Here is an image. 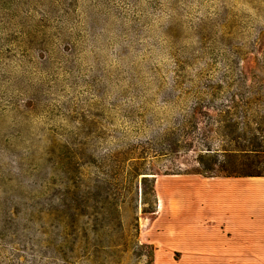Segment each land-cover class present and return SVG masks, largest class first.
Returning a JSON list of instances; mask_svg holds the SVG:
<instances>
[{
  "label": "rangeland",
  "instance_id": "374dc122",
  "mask_svg": "<svg viewBox=\"0 0 264 264\" xmlns=\"http://www.w3.org/2000/svg\"><path fill=\"white\" fill-rule=\"evenodd\" d=\"M230 189L264 213V0H0V264H217Z\"/></svg>",
  "mask_w": 264,
  "mask_h": 264
},
{
  "label": "crops",
  "instance_id": "0c3cea01",
  "mask_svg": "<svg viewBox=\"0 0 264 264\" xmlns=\"http://www.w3.org/2000/svg\"><path fill=\"white\" fill-rule=\"evenodd\" d=\"M249 198L230 189L225 201L215 211L217 237L214 253L217 264H264V213L238 210L240 202L249 208ZM207 259L208 255L201 247L199 261L203 263Z\"/></svg>",
  "mask_w": 264,
  "mask_h": 264
},
{
  "label": "trees",
  "instance_id": "16d2710c",
  "mask_svg": "<svg viewBox=\"0 0 264 264\" xmlns=\"http://www.w3.org/2000/svg\"><path fill=\"white\" fill-rule=\"evenodd\" d=\"M207 151H212V150H207ZM209 153V152H208ZM208 155V154H206ZM205 158V156H199V159H198V164L201 166V170L204 171L205 173H212L214 171H218L220 173H223L225 175V177L227 178H230V177H259V175H254L252 173H248V172H243L242 170L238 169V170H232L230 172H228L227 170H224V168L222 167H218V169L216 170L213 166H205L203 164V159ZM213 165H215V163L213 162ZM138 176H141V175H144V178H142L143 180L142 181H146L148 178L145 177V175H148L146 173H139V174H136ZM156 199V198H155ZM156 211H153L152 213H155ZM112 239V238H111ZM119 241H123L124 242V245H128L130 244V241L128 240V237L125 236V235H121L119 236L118 238ZM115 239V241H116ZM131 244H133V247L134 248H138V247H144V246H139L138 243L133 240V242L131 241ZM147 248H149L150 246H145ZM121 254H125L127 251L125 250H121V251H117ZM115 253V252H114ZM147 258H149L150 261H153V253L152 251L149 252V254L147 255Z\"/></svg>",
  "mask_w": 264,
  "mask_h": 264
}]
</instances>
